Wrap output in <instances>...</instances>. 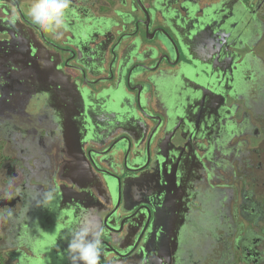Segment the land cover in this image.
<instances>
[{"label":"flooded vegetation","instance_id":"1","mask_svg":"<svg viewBox=\"0 0 264 264\" xmlns=\"http://www.w3.org/2000/svg\"><path fill=\"white\" fill-rule=\"evenodd\" d=\"M33 2L0 0V88L8 70L41 71L23 77L20 111L0 103L15 153L0 146V264H69L85 216L105 229L98 264H264V0H70L55 32L33 23ZM134 33L143 43L121 55ZM133 61L150 71L126 90Z\"/></svg>","mask_w":264,"mask_h":264},{"label":"water","instance_id":"2","mask_svg":"<svg viewBox=\"0 0 264 264\" xmlns=\"http://www.w3.org/2000/svg\"><path fill=\"white\" fill-rule=\"evenodd\" d=\"M177 34H178V36L179 37H182L181 36V34L180 33H178V32H176ZM123 45H122V44ZM140 43H143V40H142V37H141V34H139V33H134V34H123V36L120 38V40L118 41V45H122L123 47L122 48H124V50L123 49H120L119 50V52H120V54L121 55H123V53L126 51V50H128L129 48H134V47H138L139 45H140ZM123 50V51H122ZM136 58H139V57H136ZM119 60H120V57H119ZM26 62H28V64H30L31 62H32V60H27ZM134 63H135V61H133V62H131V63H129V65L125 68V73H124V76H123V78H125V81H124V87H125V89H126V86H130V82H131V79H138V75L143 71L142 69H146L147 71H150V68H147V67H145V66H142V65H138V66H133L132 68H131V66L132 65H134ZM30 67L29 68H27L26 70L25 69H22V68H20L19 67V69L18 70H14V71H10V70H8L9 72H8V75H6L7 76V78L9 77V79H8V81H9V83L7 84L8 85V89L9 90H7L6 91V88L5 89H3V88H0V103L2 102V101H4L5 103H6V101L7 100H9V102H11V104L12 105H10V103H9V105H10V107H9V109L11 110H14V112H18V111H20V103H21V101H20V103L19 102H14L13 100H14V98H19V94L20 93H22V89L23 88H26L25 86H24V83H23V77H26L27 76V74L28 73H30V74H32V73H41V71H36V67H37V65L36 64H34L33 65V63H31V65H29ZM129 69H131V70H129ZM129 73H128V72ZM151 71H153V70H151ZM61 72V71H60ZM60 72H57V71H55V72H53L52 73V75L50 76V78H51V83L50 84H48V85H53V84H55L56 83V81H57V79L58 78H60L61 77V73ZM126 73H127V76H126ZM0 76H3L4 77V74H3V67H0ZM127 77V78H126ZM117 78L118 79H116L117 80V82L114 84L115 86H114V90H115V97H117L118 99H119V96H120V99H119V101L122 103V105H123V109H124V101H123V99H124V93H125V89H124V87H122L121 86V80H122V78H121V75H119V72H118V76H117ZM5 80H7V79H5ZM136 80H134V81H136ZM145 82L146 83H148L149 82V79H146L145 80ZM27 83V82H26ZM127 90V89H126ZM144 91H146V90H144ZM143 91V87H142V91H138V93L137 94H132L133 95V97H134V102H135V104L138 106V107H140V102H141V92H144ZM13 94H15V95H13ZM5 95H11L12 97L11 98H8L7 99V97L8 96H5ZM26 95V94H25ZM25 97V96H24ZM199 97H201V95L199 96ZM26 98V97H25ZM6 99V100H5ZM27 99H29V98H27ZM8 108V107H7ZM125 110H129V109H125ZM119 111V113H122L123 112V110H118ZM175 111V110H174ZM174 111H172V112H174ZM177 115H184V113H183V111H182V109L180 108V110H179V113H177V111L175 112ZM170 115V114H169ZM189 124H191L192 125V128H196L195 126L196 125H194L193 123H189ZM160 125V124H159ZM152 127V126H151ZM137 130H139V131H142L141 130V128L139 127ZM127 136H128V138L129 139H133V137H132V135L130 134V133H128L127 134ZM162 159H163V161H164V158L162 157ZM162 159H160V161H159V167L156 165L155 166V168H149V172L147 173V174H149V175H152V176H148V182L150 181V183H151V185L152 184H154L152 181H155V178H156V180L157 179H159L160 177H161V173L162 172H164L163 170H164V162L162 161ZM163 167V169H161ZM158 169H161V170H159V173L157 174V172H158ZM143 170V169H142ZM143 172L144 171H142V173H140V174H143ZM153 172V173H152ZM165 173V172H164ZM140 176V175H139ZM139 176H137V177H134L135 179H138V177ZM151 178L153 179V180H151ZM145 179V176H142L141 175V177H140V181H143ZM161 179H162V177H161ZM164 179V178H163ZM165 181H166V179H165ZM164 181V182H165ZM163 183V181L162 180H160V184H162ZM125 184H126V179L125 180H123V181H121V180H119V179H117V186L116 187H114V186H111V185H109V193H111L113 196L115 195H119L120 193H121V195H122V190L124 189V187H125ZM149 186V185H148ZM163 185H161V187H162ZM83 188H77L76 189V191H79V192H77V193H81L83 190H82ZM155 189H157L158 190V187H157V185H156V188ZM116 191H117V194H116ZM119 193V194H118ZM150 193H151V191H150ZM160 194H161V192H160ZM159 195V193L157 194H151V196H150V198H152V200H154V199H156L157 198V196ZM76 201H75V205L77 206V207H79L80 205H82V204H79V201L77 200V199H75ZM154 205L155 204H153V203H151V202H149L148 204H146V206H145V216H146V218H150V220L152 219V223L150 222L149 223V226H155V222H156V219H157V217H159V215H161V214H157V213H155L154 212ZM135 208V207H134ZM133 208V209H134ZM137 209V208H136ZM140 210H141V208H139ZM137 210L136 211V213L137 214H132V215H130L125 221H128V220H131V223H134V216L136 215V216H141V219H142V215H144L143 213H142V215H141V213H138V212H140V210ZM160 213V212H159ZM129 227H130V225H128ZM134 227H132L130 230H129V232H128V234L124 237V239H123V241H122V243L124 242V243H126V240H127V238H128V236H129V234H131L130 233V231L133 229ZM110 231L112 232V230L110 229ZM113 240V243L114 244H116V245H118L119 243H118V235H115L114 236V239H112ZM115 252L114 253H116V255H117V257L118 256H120L121 254H120V244H119V250H115V249H113ZM115 258V257H114Z\"/></svg>","mask_w":264,"mask_h":264},{"label":"clouds","instance_id":"3","mask_svg":"<svg viewBox=\"0 0 264 264\" xmlns=\"http://www.w3.org/2000/svg\"><path fill=\"white\" fill-rule=\"evenodd\" d=\"M70 0H34L29 15L33 23L46 31L66 27ZM105 229L98 219L85 216L78 228L68 233L66 255L69 264H98Z\"/></svg>","mask_w":264,"mask_h":264},{"label":"rangeland","instance_id":"4","mask_svg":"<svg viewBox=\"0 0 264 264\" xmlns=\"http://www.w3.org/2000/svg\"><path fill=\"white\" fill-rule=\"evenodd\" d=\"M264 53V51H263ZM0 146H3L4 149V153L10 158L12 159L15 156V153L13 152V150L6 144L0 142Z\"/></svg>","mask_w":264,"mask_h":264},{"label":"trees","instance_id":"5","mask_svg":"<svg viewBox=\"0 0 264 264\" xmlns=\"http://www.w3.org/2000/svg\"><path fill=\"white\" fill-rule=\"evenodd\" d=\"M1 154V153H0ZM3 158L0 156V160H2Z\"/></svg>","mask_w":264,"mask_h":264}]
</instances>
